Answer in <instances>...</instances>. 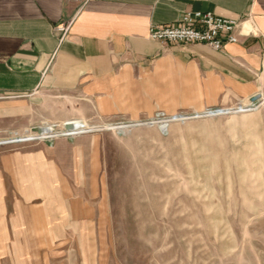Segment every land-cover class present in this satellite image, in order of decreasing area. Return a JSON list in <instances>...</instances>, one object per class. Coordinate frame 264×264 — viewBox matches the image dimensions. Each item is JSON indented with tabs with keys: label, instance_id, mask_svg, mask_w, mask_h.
<instances>
[{
	"label": "rangeland",
	"instance_id": "obj_1",
	"mask_svg": "<svg viewBox=\"0 0 264 264\" xmlns=\"http://www.w3.org/2000/svg\"><path fill=\"white\" fill-rule=\"evenodd\" d=\"M41 101L0 119V150L46 145L54 161L37 242L0 243V264H264V102L132 119Z\"/></svg>",
	"mask_w": 264,
	"mask_h": 264
},
{
	"label": "crops",
	"instance_id": "obj_2",
	"mask_svg": "<svg viewBox=\"0 0 264 264\" xmlns=\"http://www.w3.org/2000/svg\"><path fill=\"white\" fill-rule=\"evenodd\" d=\"M196 11L239 21L238 41L214 49L150 38L151 27ZM263 91L264 0H0V119L32 114L42 98L69 117L134 119ZM52 153L0 150V243L37 242L33 206L52 196Z\"/></svg>",
	"mask_w": 264,
	"mask_h": 264
},
{
	"label": "built area",
	"instance_id": "obj_3",
	"mask_svg": "<svg viewBox=\"0 0 264 264\" xmlns=\"http://www.w3.org/2000/svg\"><path fill=\"white\" fill-rule=\"evenodd\" d=\"M240 22L234 19L215 15L212 12L185 13L177 24L153 26L150 38L156 41L174 43H205L214 49H222L225 41L237 42ZM264 102V94L259 93L247 104L224 108L226 112H235L257 108ZM222 109L208 108L205 114H214ZM40 134V132H38Z\"/></svg>",
	"mask_w": 264,
	"mask_h": 264
},
{
	"label": "bare ground",
	"instance_id": "obj_4",
	"mask_svg": "<svg viewBox=\"0 0 264 264\" xmlns=\"http://www.w3.org/2000/svg\"><path fill=\"white\" fill-rule=\"evenodd\" d=\"M136 121H134V123H135ZM70 125H73V129H75L76 131H81L82 130V128L84 129V128H86V127H88L87 126V124H85V123H83V122H81V121H72L71 123H69ZM67 127V126H66ZM54 128H53V125H50V126H47V127H45L44 128V130H43V134L44 133H49V134H53L54 133V130H53Z\"/></svg>",
	"mask_w": 264,
	"mask_h": 264
},
{
	"label": "water",
	"instance_id": "obj_5",
	"mask_svg": "<svg viewBox=\"0 0 264 264\" xmlns=\"http://www.w3.org/2000/svg\"><path fill=\"white\" fill-rule=\"evenodd\" d=\"M68 128H73V125H70V124H68ZM37 131H40V132H43V130H44V128H42V127H37V128H35Z\"/></svg>",
	"mask_w": 264,
	"mask_h": 264
}]
</instances>
